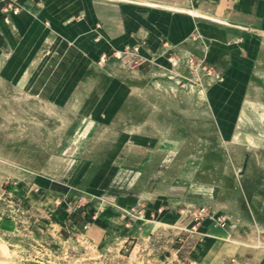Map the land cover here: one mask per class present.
Returning a JSON list of instances; mask_svg holds the SVG:
<instances>
[{
	"label": "rangeland",
	"instance_id": "rangeland-1",
	"mask_svg": "<svg viewBox=\"0 0 264 264\" xmlns=\"http://www.w3.org/2000/svg\"><path fill=\"white\" fill-rule=\"evenodd\" d=\"M165 47L166 67L110 65L143 89L136 103L155 124L158 171L177 191L188 187L189 202L165 206L151 193L120 209L79 190L41 203L36 179L66 183L88 129L0 85V264H264V78L254 79L232 141L221 140L203 109L220 73Z\"/></svg>",
	"mask_w": 264,
	"mask_h": 264
},
{
	"label": "crops",
	"instance_id": "crops-1",
	"mask_svg": "<svg viewBox=\"0 0 264 264\" xmlns=\"http://www.w3.org/2000/svg\"><path fill=\"white\" fill-rule=\"evenodd\" d=\"M9 1L0 0V85L88 129L66 183L43 172L36 179L41 203L81 190L120 209L151 193L165 206L186 205L190 189L177 191L158 171L155 124L136 103L143 89L111 68L113 54L136 48L153 70L168 66L165 44L203 59L221 75L203 109L231 142L254 79L264 78V0H15L5 20ZM260 204L264 223V187Z\"/></svg>",
	"mask_w": 264,
	"mask_h": 264
},
{
	"label": "built area",
	"instance_id": "built-area-1",
	"mask_svg": "<svg viewBox=\"0 0 264 264\" xmlns=\"http://www.w3.org/2000/svg\"><path fill=\"white\" fill-rule=\"evenodd\" d=\"M18 9H19V7H18V4H16L15 0L9 1V3H7L6 6L2 8V13L5 15V20H7V18H9L8 17L9 14H15L18 11ZM165 46H166V44H165ZM113 57L116 58V59L118 58L124 64L127 61V60H125L126 58H128V59L132 58V60L136 61V63H137V61L142 63V59L137 55V49L136 48H133L131 50L126 49V50H124L121 53H114ZM186 62L188 64L193 63V59H192L191 55H189L186 58ZM201 63H198V66H202Z\"/></svg>",
	"mask_w": 264,
	"mask_h": 264
}]
</instances>
